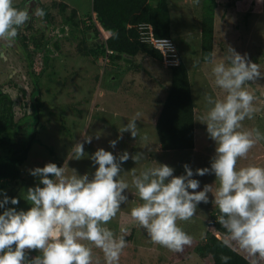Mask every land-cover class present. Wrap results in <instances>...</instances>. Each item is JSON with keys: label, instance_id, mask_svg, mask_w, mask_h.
<instances>
[{"label": "clouds", "instance_id": "obj_1", "mask_svg": "<svg viewBox=\"0 0 264 264\" xmlns=\"http://www.w3.org/2000/svg\"><path fill=\"white\" fill-rule=\"evenodd\" d=\"M45 15L39 6L30 15L29 10L15 7L13 0H0V40L8 42L10 47L19 28L31 16L42 19ZM160 41L162 47L171 49L167 40ZM227 53L220 62L214 50L204 56L205 62L212 64L215 86L223 93L222 99L205 97L210 107L201 117L216 145L210 167L193 171L184 164L185 174L179 176L174 175L173 167L162 163L146 167L139 175L133 168L131 186L141 202L131 208L130 217L154 244L172 252H183L185 246L192 244L193 237L178 222L189 221L199 204L211 202L219 213L217 222L228 236L224 245L230 247V241L234 242L247 253L250 264H264V166L237 167L238 161L264 139L258 129L241 130L242 122L251 119L256 111L255 98L246 85L261 78V72L246 54L241 55L231 46ZM0 59L7 57L0 53ZM140 116L137 112L119 129L121 135L110 141L112 148L125 132L137 138ZM85 142L90 144L92 137L75 143L68 159H82ZM89 159L95 167L91 176L79 175L75 169L69 175L65 166L53 162L30 169V175L37 177L38 183L24 194L23 198L31 205L28 210L6 207L20 201L0 192L3 196L0 209H5L0 214V264H94L93 247L101 250L105 264H119L127 247L128 230L121 227L117 235L106 225L129 200L125 190L130 185L121 178L122 165L129 159L138 164L144 153L133 155L125 150L117 156L99 148ZM213 174L215 183L205 184L199 190L201 181L194 176ZM32 251L39 255L31 257ZM229 259L221 256L223 264Z\"/></svg>", "mask_w": 264, "mask_h": 264}, {"label": "rangeland", "instance_id": "obj_2", "mask_svg": "<svg viewBox=\"0 0 264 264\" xmlns=\"http://www.w3.org/2000/svg\"><path fill=\"white\" fill-rule=\"evenodd\" d=\"M168 1L173 22V35L180 44L182 55L192 74L193 95L197 102L195 148L190 151H169L161 148L154 124L159 113L156 111L160 110L169 87H118V82L108 87V80L119 75L106 69L105 65L107 66L109 58H103L97 62L91 56L81 54L79 47L82 44L86 43L92 47L97 39L91 33L92 29L87 30L88 27L81 22L78 23L76 27L78 29H74L72 35L63 36L59 49L52 45V48L49 47L50 63L54 65L53 69H57V73L48 74L46 78L42 75L40 123L44 127H40V142L33 145L28 159L22 166L24 184L19 187L15 196L20 202L18 205L9 203L7 206L16 207L17 210H28L31 207L23 197L27 188L35 187L38 183V178L33 177L29 172L35 167H43L49 162L61 163L69 175L72 174V169H75L79 175L87 173L91 176L95 172V167L89 157L99 148L111 151L117 156L125 150L133 155L143 152L144 159L138 164L129 159L122 165L121 178L130 185L129 189L125 190L129 200L127 204L121 206L117 216L106 225L117 235L120 228L125 227L128 230L126 237L131 233L134 236L132 241L126 239L127 247L121 253L119 264H210L209 261L199 257L196 246L209 235V231H214L211 222L214 223L217 217L212 220V213L217 209L211 202L199 204L196 214L189 221L178 222L179 226L193 237L192 244L185 246L183 252H172L154 244L145 230L130 217L131 208L141 202L131 186L133 168L139 175L146 167L162 163L173 167L174 175L179 176L185 174L184 164H188L193 171L197 168L210 167L211 158L215 155V142L209 138L201 117L206 115L210 107L205 97L222 99L223 93L214 84L211 73L212 64L201 60L202 18L205 13L203 0H199L198 4L195 0ZM150 2L156 4L158 0H150ZM217 2L218 5L214 9L216 60L217 62L225 60L228 55V46H231L241 55L246 54L251 62L258 65L261 78L246 85L247 90L255 98L253 106L256 111L251 119L246 118L242 122L241 130L258 129L264 135V0H217ZM75 4L80 15L90 19L93 14L91 0H76ZM70 8L64 9L65 14ZM22 63L18 66L17 62L16 66L24 73L26 72L25 63L24 61ZM155 63L157 67L164 68L158 62L155 61ZM205 68H207L208 77L201 75ZM157 70V68L152 69L151 74L158 76ZM37 73H40L39 69ZM27 81L29 79L21 82L27 83ZM23 89L27 93H22L17 87H5L13 98L17 120L25 112L30 113L32 110L30 107L32 87H23ZM161 89L164 92L162 94H160ZM134 100L138 103L136 104ZM137 112L141 113L137 120V138L134 139L130 133L125 132L117 146L112 148L110 141L116 140L121 135L119 129L123 128ZM89 136L92 137V142L84 143V157L80 160L68 159L72 146L77 142H84ZM248 165L264 166V139L255 144L246 158L238 161L237 167ZM194 178L201 181L199 190H203L205 184H214L216 180L214 174L194 176ZM209 198L211 201V194ZM126 216L130 219H126ZM218 236L221 237L220 234ZM232 243L238 247L234 242ZM29 255L34 257L39 253L32 251ZM93 256L94 264H105L101 250L93 247Z\"/></svg>", "mask_w": 264, "mask_h": 264}, {"label": "trees", "instance_id": "obj_3", "mask_svg": "<svg viewBox=\"0 0 264 264\" xmlns=\"http://www.w3.org/2000/svg\"><path fill=\"white\" fill-rule=\"evenodd\" d=\"M91 4L92 23L87 30L93 28L91 33L99 41L95 39L92 47L86 43L82 44L79 50L83 56H91L94 61L106 57L121 60L124 55L132 57L134 61L137 55H144L163 64L161 52L153 45L139 40L136 25L141 21L151 22L155 35L170 36L175 40L179 49L180 64L167 67L171 81L165 100L161 104L155 129L163 150L194 149L197 102L193 95L190 67L182 55L178 40L173 35L169 1L158 0L156 4H152L150 0H91ZM217 5V0H203L205 13L202 18L201 60L204 62L205 54L213 52L215 48L214 9ZM63 7L66 9L67 5ZM76 15L74 13V17ZM95 20L98 21L97 24ZM101 30L107 33V37ZM33 96L37 99L33 100L32 113L19 120L14 118L9 99L0 98V192L6 193L10 198H15L19 187L24 184L22 166L28 159L33 145L40 142V127H44L40 123V94L35 90ZM57 165L61 166V163ZM2 198L0 195V199ZM4 210L0 209V214ZM218 215V211L214 210L212 220ZM125 218L130 219L128 216ZM211 225L214 231H209V235L196 246L199 257L210 264H223L221 256L230 258L227 264H250L247 253L235 247L231 241L230 247L224 245L223 241L228 239V236L217 220L211 222ZM126 239L132 241L134 236L131 233Z\"/></svg>", "mask_w": 264, "mask_h": 264}, {"label": "flooded vegetation", "instance_id": "obj_4", "mask_svg": "<svg viewBox=\"0 0 264 264\" xmlns=\"http://www.w3.org/2000/svg\"><path fill=\"white\" fill-rule=\"evenodd\" d=\"M76 0H13V5L19 9H27L30 11L39 6L46 15L41 19L36 16H31V19L24 26L19 28L18 36L8 46V42L0 40V53L7 57L6 60L0 59V98L9 99L12 111L15 118L14 102L9 91L5 87H17L22 93H27L23 87H32L30 91V107L32 108L33 100L37 97L33 96L35 90L40 94L42 103V77L46 78L49 75H55L57 69H53L54 65L50 63L49 47L60 48V40L63 36H70L78 23L82 22L90 28L92 20L89 17L80 15L79 9L75 4ZM64 5L71 7L69 12L65 14ZM67 7V8H68ZM74 13L77 15L74 17ZM93 29V28H92ZM51 47V48H52ZM43 56V57H41ZM39 58H42L40 61ZM26 72L18 69V66L23 64ZM11 65H13L11 67ZM51 68V70H49ZM23 69V68H21ZM37 69L40 73H37ZM43 70V71H42ZM48 70L46 73L44 71ZM43 75V76H42ZM29 79L27 83L21 81ZM44 83V81H43ZM2 106V105H1ZM40 106V112H41ZM25 112V115L31 114ZM19 118V119H20ZM16 119V118H15ZM18 119V120H19ZM17 120V119H16Z\"/></svg>", "mask_w": 264, "mask_h": 264}, {"label": "crops", "instance_id": "obj_5", "mask_svg": "<svg viewBox=\"0 0 264 264\" xmlns=\"http://www.w3.org/2000/svg\"><path fill=\"white\" fill-rule=\"evenodd\" d=\"M103 34H105L107 37V33H105L104 30ZM151 59L154 60L153 58L144 55H137L134 58V61L133 58L128 55H124L121 60H111L109 58L107 66L105 65L106 69H110L111 73L115 72L117 75H119V77L113 76V78L109 79L107 83L108 87L110 84L114 85L117 82L118 87H169L171 81L170 71L166 70L165 68L167 67H165L163 64L161 65L164 68L157 67L155 63L156 60L153 62ZM99 60L97 62H99ZM158 63L160 64V62ZM156 68L158 69L156 72L159 75L153 76L151 74V70H155ZM206 69L207 68H205L201 73V75L204 77H208V71ZM162 93L164 92L161 89L160 94ZM134 101L136 104L138 103L137 100ZM158 111L159 110L156 112Z\"/></svg>", "mask_w": 264, "mask_h": 264}, {"label": "built area", "instance_id": "obj_6", "mask_svg": "<svg viewBox=\"0 0 264 264\" xmlns=\"http://www.w3.org/2000/svg\"><path fill=\"white\" fill-rule=\"evenodd\" d=\"M139 40L156 47L162 54V62L166 67H176L180 64V54L177 43L170 36L155 35L154 26L149 21H141L136 25ZM160 40H167L171 44V49L162 47ZM108 58V57H106Z\"/></svg>", "mask_w": 264, "mask_h": 264}]
</instances>
